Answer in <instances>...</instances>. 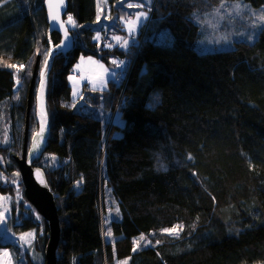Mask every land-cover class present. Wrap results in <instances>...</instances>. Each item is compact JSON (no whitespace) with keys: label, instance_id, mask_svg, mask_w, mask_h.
I'll return each mask as SVG.
<instances>
[{"label":"trees","instance_id":"1","mask_svg":"<svg viewBox=\"0 0 264 264\" xmlns=\"http://www.w3.org/2000/svg\"><path fill=\"white\" fill-rule=\"evenodd\" d=\"M43 1L0 5V141L5 132L9 139L0 153L14 172L34 65L38 59L37 79L50 46L60 43L47 31ZM104 1L67 0L75 44L50 61L49 134L34 166L44 171L55 198L56 264H264V27L253 43L200 54L190 44L198 37L193 15L206 13L201 0ZM205 1L210 8L223 0ZM240 1L264 7V0ZM97 13L104 27L90 25ZM139 13L145 19L125 49L93 40L103 31L129 35L124 20ZM80 55L107 66L118 58L126 79L99 90L84 85L83 102L71 107L67 78ZM117 101L119 121L112 125L86 109L92 103L107 113ZM33 110L34 90L29 133ZM44 156L56 164L44 165ZM0 194L12 195L11 186L0 185ZM108 196L117 206L114 219L107 214ZM15 212L12 204L10 230L34 229L36 264H44L45 221L23 216L15 224ZM7 246L0 240V248Z\"/></svg>","mask_w":264,"mask_h":264},{"label":"rangeland","instance_id":"2","mask_svg":"<svg viewBox=\"0 0 264 264\" xmlns=\"http://www.w3.org/2000/svg\"><path fill=\"white\" fill-rule=\"evenodd\" d=\"M6 1L8 2L10 0H0V5L3 6ZM201 1L204 2L206 13H202V16L197 13L193 15V21L196 23L198 28V37L190 44L191 47L200 54L231 50L235 47V43L237 42L253 43L256 41L260 31L264 27V19H261V17H264V7L254 8L248 3L240 0H223L219 4L207 8L208 2L206 3L205 0ZM104 2L105 1L103 0V5ZM221 5H223V7H221ZM101 8L102 7L99 5V10H101ZM104 8V14H106L107 8L105 6ZM69 17V15H66L65 23L71 32H73L76 28V22L72 19V22L70 23L68 20ZM102 18L103 17L100 16V13H97L96 20L90 25L94 27H104ZM73 24L75 26H73ZM105 33H96L93 38L95 41L102 43L105 48H113V45L111 46L109 42L105 41L107 40ZM72 34L75 36H73V38H76L77 32H73ZM166 38V34L160 35V39L167 41ZM112 40L114 41L113 43L122 41L125 44L127 42V38L121 35H112L111 41ZM58 45L50 46L47 60L41 63L38 71V78L34 80L33 112L35 114V126H33L32 129L30 128L29 133L28 122V143L34 134L39 131H44L47 126L45 91L50 69L49 61L52 59L54 54L61 53L57 51ZM110 63L111 66H107L100 59L93 56L80 55L78 57L77 61L71 68L72 72L70 71L67 78L71 89V99L74 101L71 107L77 106L83 102L84 94L86 92L84 87L85 84L88 85L89 89L90 86L92 87L94 85L96 86L94 88L101 89L102 85L105 86L111 77L114 81H116V79H120V75L122 74L121 68H123L121 60L112 57L110 59ZM42 71L44 72L43 78L41 77ZM15 73L18 74V72ZM18 80L19 83H17ZM20 83V79L18 77L15 78V89L19 88ZM121 99L122 98L120 97L119 100ZM16 101L17 100L15 98V100L12 101V104L14 105ZM119 103L120 101H117V104L115 102L113 110L107 111V113L102 112L98 106H94L92 103H86V109H96L97 115L101 121H103L104 124L112 125L119 121V112L117 110ZM1 121L3 122L2 117ZM3 131L5 130L3 129ZM4 137L5 139L3 142L0 141V146L7 147L8 149L9 139L6 132ZM18 156L20 157L21 154ZM42 160L44 162L43 164L45 165V163H47L49 167L55 163L53 158L49 159L48 157H45ZM8 161L7 155L0 153V185L3 187L11 186L13 193L12 195L6 196L0 194V240L8 245L7 247L0 248V264H36L37 259L39 258L36 244L38 234L34 229L19 234L10 230L8 226V219L10 217L11 205L15 204L16 206V212L14 215L15 224H20L23 216L31 217L39 224H41L42 218L26 201L20 174H18L19 172H14L13 170L7 168L6 163H9ZM105 200L107 202L106 208L108 217L113 219L116 218L118 211L115 201L110 196H108ZM105 200H103L104 203ZM104 226L106 225L104 224ZM29 233L31 235H26ZM91 234L94 236L95 233L93 232ZM21 237L24 238L21 239ZM119 264H126V262H120Z\"/></svg>","mask_w":264,"mask_h":264},{"label":"water","instance_id":"3","mask_svg":"<svg viewBox=\"0 0 264 264\" xmlns=\"http://www.w3.org/2000/svg\"><path fill=\"white\" fill-rule=\"evenodd\" d=\"M43 7L45 10L48 33H56L60 36V43L57 51L61 53L70 52L74 47L75 40L69 27L65 23L67 0H44ZM53 17L56 19H53ZM37 65L38 59L34 65L28 88L22 152L21 156L15 157L14 160L20 174L26 201L47 225V243L43 251L45 259L44 264H56V251L60 241V225L55 198L47 184L44 171L34 166L35 160L39 158L45 150V142L49 134L48 127L46 126L44 131H39L34 134L28 143V117Z\"/></svg>","mask_w":264,"mask_h":264},{"label":"crops","instance_id":"4","mask_svg":"<svg viewBox=\"0 0 264 264\" xmlns=\"http://www.w3.org/2000/svg\"><path fill=\"white\" fill-rule=\"evenodd\" d=\"M70 17H72V16H70ZM144 19H145V15L143 13H139V14H135V16L132 17V18H127V19L124 20L125 23H126V26H128V28H129V32H130L129 35H125V38H127V42L125 44L122 41H119L117 43H113L114 41L113 40L111 41V36L112 35L108 31H106V33L103 31L105 33L106 37H107V40H105V41L109 42V44L111 46L113 45V47L117 46L120 49H125L126 47H128L135 40V36L134 35L136 34V32H137V30L139 28V24H141ZM109 36H110V38H109ZM93 40H94V38H93ZM112 79L113 78L111 77L109 81H111ZM94 87H96V86L95 85L92 86V87L90 86V89L99 90L98 88H94ZM104 88H106V85L105 86L102 85L101 89H104Z\"/></svg>","mask_w":264,"mask_h":264},{"label":"snow or ice","instance_id":"5","mask_svg":"<svg viewBox=\"0 0 264 264\" xmlns=\"http://www.w3.org/2000/svg\"><path fill=\"white\" fill-rule=\"evenodd\" d=\"M132 6L133 5H131V4L128 5V7H132ZM221 7H223V5H221ZM53 19H56V18L53 17ZM261 19H264V17H261ZM68 20H69L70 23L72 22V18L71 17H69ZM61 26H63V25H61ZM73 26H75V25L73 24ZM9 67H16V66L15 65H10ZM19 67L22 69L24 66L20 65ZM43 76H44V72L42 71L41 72V77L43 78ZM70 79H71V77H70ZM17 83H19V80L17 81ZM164 231L168 232L169 234L176 233V229H165ZM108 234L110 235L111 233L109 232ZM26 235H31V234L29 233V234H26ZM23 238L24 237H21V239H23ZM144 239H145V237H143V236L140 237V240H144ZM137 245H138V242H137ZM134 251H135V249H134Z\"/></svg>","mask_w":264,"mask_h":264},{"label":"built area","instance_id":"6","mask_svg":"<svg viewBox=\"0 0 264 264\" xmlns=\"http://www.w3.org/2000/svg\"><path fill=\"white\" fill-rule=\"evenodd\" d=\"M127 62H128V60H125V64H127ZM122 67L124 68V65H122ZM123 68H122V70H123ZM70 71L72 72V70L70 69ZM70 71H69V74H70ZM125 77H123L122 75H120V79H116V81H114V79H113V82L117 85V86H119L121 83H124V81H125Z\"/></svg>","mask_w":264,"mask_h":264}]
</instances>
